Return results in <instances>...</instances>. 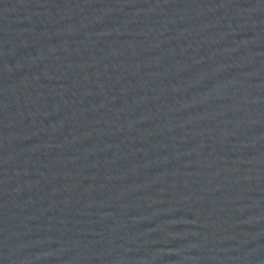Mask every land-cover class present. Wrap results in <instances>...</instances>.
Instances as JSON below:
<instances>
[{"label": "water", "instance_id": "1", "mask_svg": "<svg viewBox=\"0 0 264 264\" xmlns=\"http://www.w3.org/2000/svg\"><path fill=\"white\" fill-rule=\"evenodd\" d=\"M0 264H264V0H0Z\"/></svg>", "mask_w": 264, "mask_h": 264}]
</instances>
